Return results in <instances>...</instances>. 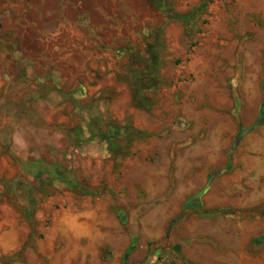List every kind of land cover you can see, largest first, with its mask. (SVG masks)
<instances>
[{"label": "crops", "instance_id": "crops-1", "mask_svg": "<svg viewBox=\"0 0 264 264\" xmlns=\"http://www.w3.org/2000/svg\"><path fill=\"white\" fill-rule=\"evenodd\" d=\"M203 3L171 78L88 151L95 179L0 218V264H264V0Z\"/></svg>", "mask_w": 264, "mask_h": 264}, {"label": "rangeland", "instance_id": "rangeland-1", "mask_svg": "<svg viewBox=\"0 0 264 264\" xmlns=\"http://www.w3.org/2000/svg\"><path fill=\"white\" fill-rule=\"evenodd\" d=\"M198 1L0 0V218L14 217L15 201L27 195L95 179L87 153L128 114L131 73L146 70L162 25L158 53L174 58L188 32L171 17ZM173 70L160 65L164 83ZM171 252L151 264H173Z\"/></svg>", "mask_w": 264, "mask_h": 264}, {"label": "trees", "instance_id": "trees-1", "mask_svg": "<svg viewBox=\"0 0 264 264\" xmlns=\"http://www.w3.org/2000/svg\"><path fill=\"white\" fill-rule=\"evenodd\" d=\"M205 5L206 3H203L193 8L191 11L185 14L176 13L171 18L173 20L182 21L183 23H186V24L191 23L194 20H196V18H198L200 9H202L201 7ZM162 26L160 27L161 29L160 28L158 29V31L163 29ZM158 31H156L154 35V40L150 42L147 46L148 49H147V68L146 70L144 72H139V73H136L134 70L133 77H132V73L130 75L131 76L130 82L132 84V94H134L132 95L133 99L135 98V96L142 97L141 94L143 93L144 90L157 88L163 83V80L159 76V69H160V65L163 63V57L160 55V53H158L159 50L161 51L163 49L162 47L163 40H162V35H161L162 31L161 32H158ZM111 123L113 124L111 126L112 129L118 126V124L116 122L114 123V121H112ZM114 133L115 131L113 129L112 131H109V138L103 137V139L105 140L107 144L111 143L112 141L111 138L112 136L115 135ZM120 146L124 147L125 144L122 143ZM75 179L66 180L60 183H65V184L72 183V182H75ZM51 191L52 189L48 190L46 193L43 192V194L40 195L39 198H35L33 196L28 198V195H27L25 199L31 205L30 202L37 201L43 198L44 196L48 195ZM157 259H160V257H157Z\"/></svg>", "mask_w": 264, "mask_h": 264}]
</instances>
